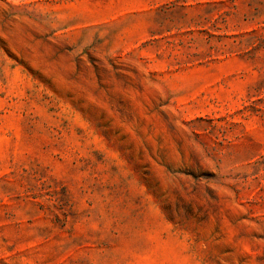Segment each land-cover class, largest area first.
I'll use <instances>...</instances> for the list:
<instances>
[{"label": "rangeland", "instance_id": "374dc122", "mask_svg": "<svg viewBox=\"0 0 264 264\" xmlns=\"http://www.w3.org/2000/svg\"><path fill=\"white\" fill-rule=\"evenodd\" d=\"M0 264H264V0H0Z\"/></svg>", "mask_w": 264, "mask_h": 264}]
</instances>
